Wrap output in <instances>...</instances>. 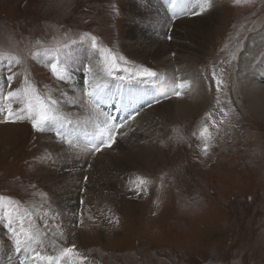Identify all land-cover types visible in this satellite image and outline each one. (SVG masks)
I'll use <instances>...</instances> for the list:
<instances>
[{
	"label": "rangeland",
	"instance_id": "1",
	"mask_svg": "<svg viewBox=\"0 0 264 264\" xmlns=\"http://www.w3.org/2000/svg\"><path fill=\"white\" fill-rule=\"evenodd\" d=\"M144 1L142 4L147 2L146 6L152 5L151 0ZM161 1L155 0L160 11ZM213 4L210 11L214 13L180 19L186 21L185 26L176 21V34L188 30L193 32L199 24L212 28L213 33L194 51L197 56L189 62L193 74L203 84L205 102L202 109L164 119L166 133L154 142L150 158L142 166L119 165L118 162L104 164L108 158H118L119 151L132 144V139L140 140L142 134L148 136L149 130L154 131L139 118L132 122L134 131L129 132L120 145L91 157L96 158L94 162L98 164L97 167L93 165L94 172L98 171L96 168L100 170L97 177L90 178L93 186L98 183V188L92 189L90 183L87 185L85 223L75 229L80 238L74 241L78 250L87 254L86 264H264V119L251 113L248 102L240 94L236 77L239 71L237 62L246 57L248 44V50L256 52L255 42L250 39L254 37L258 41L264 30V0H213ZM258 4H262L259 10L263 17L257 14L256 24H250L247 29L242 24L240 33H234L231 19L242 17L249 8L252 11L250 6ZM130 7H133L130 0H0V50L22 60L21 65L13 68L17 76L11 89L5 91L24 86L26 68L29 82L41 95L61 98L64 89L50 78L42 62L54 61V49L63 50L65 44L78 41L85 33L96 36L100 45L113 53L125 56L131 62L130 67L141 64L157 71L156 62L139 57L128 43L129 26L133 24L135 28L138 23ZM140 19L143 21L141 16ZM155 19L161 24L165 21L163 17L156 16ZM145 21L150 24V20ZM161 26L154 30L160 31ZM243 31L245 38L242 40ZM32 32L33 37L30 36ZM204 33L206 31L200 32L199 36L204 37ZM192 34L196 41L200 39L196 33ZM86 44L87 47L75 50L81 53L75 57L78 67L88 63L90 41ZM221 46L227 55L219 53ZM96 59H99L98 54ZM261 68L262 64L256 70L258 75H262ZM213 71L225 82L221 100L232 101L241 113V120L225 117L219 106H213L214 99L211 103L206 102L205 77H211ZM8 74L3 72L2 76ZM76 75L80 81L82 73ZM174 76L180 75L176 72ZM254 78L261 81L260 76ZM169 85L165 87V92ZM159 92L162 90L159 89ZM69 95L72 93L69 92ZM136 95L138 93L134 92L133 96ZM17 106L13 104V107ZM223 106L227 107L226 104ZM71 107L66 106L65 111L81 121V131H91L90 124L84 119L87 115L85 108L79 105ZM113 113L111 109L110 114ZM209 113L214 121H224L223 125L218 124L219 131L211 127L213 121L207 119ZM206 123L216 137L207 157L200 152L202 141L192 135ZM54 136V133L34 134L26 123L0 125V196L10 198L22 211L31 213L36 227L42 231H46L45 222L55 231V226L70 218V213L65 217L59 213L71 212V208L66 210L65 204L58 202L61 197L57 196L63 185L58 181L53 183L48 177L54 169L50 165L53 158L48 163L47 156L54 147L58 150V141ZM142 144L140 147L144 149L147 143ZM72 152L71 157L77 159L79 155L78 160L83 159V153ZM65 159H59L60 164ZM98 160L106 167L99 165ZM137 175L151 180L149 192L145 197L129 199L127 183ZM114 177H117L115 185L112 183ZM71 183L68 196L74 198L77 208V189L84 185L75 183L72 187ZM45 212L48 213L46 217ZM88 216L94 217V220H89ZM109 216L119 217V224L108 225L106 217ZM52 238L49 233V239ZM0 247L6 248L0 251V264H4L11 249L2 232ZM47 251L50 253L51 249Z\"/></svg>",
	"mask_w": 264,
	"mask_h": 264
},
{
	"label": "snow or ice",
	"instance_id": "2",
	"mask_svg": "<svg viewBox=\"0 0 264 264\" xmlns=\"http://www.w3.org/2000/svg\"><path fill=\"white\" fill-rule=\"evenodd\" d=\"M165 3L170 14V19L165 17L168 31H158L157 37L168 41L174 39L171 33L176 27L177 20L202 16L214 7L213 0H165ZM88 41H90L88 63L78 67L75 62V50L77 47H87ZM53 54L54 61L47 60L42 63L48 69L50 78L58 87L64 89L59 99H53L49 94L41 95L36 86L29 82L26 68L24 86L18 90L5 91L11 89L17 76L13 68L21 65L22 60L19 56H9L7 51L0 50V125L26 123L34 134L54 133L61 145L60 151L83 153V159L70 170L85 173L76 180L78 185L82 183L84 187L77 189V208L71 210L70 218L63 221L62 225L55 226V231L51 230L47 222L44 224L46 231L37 228L31 213L22 211L10 198L0 196V232L7 237L11 249L4 264H17V261L18 264H86L87 254L78 250L74 241L80 238L75 229L81 228L85 223L87 204L85 197L90 182V175L87 173L93 167L89 157L94 158L97 154H103L105 150H112L118 145L120 138L128 137L129 132L134 131L132 122L136 121L145 109L163 111L166 102L185 99L188 95L187 89L190 87L187 79L176 76L168 91L162 93L155 91L157 79L163 80V76L141 64L130 67L131 62L125 56L115 54L109 48L99 45L97 37L89 36L87 33L81 35L78 41L73 40L71 44H65L63 50L54 49ZM97 54L99 59H96ZM172 55L175 56L176 53L173 52ZM3 72L9 74L3 77ZM77 73H82L80 81L77 80ZM205 79L206 102L211 103L214 99L213 106H219V111L225 117L233 114L232 101L221 100L225 88L224 80L215 71L211 77ZM137 89L141 94L133 96ZM69 92L72 93L71 96ZM225 103L227 107L223 106ZM13 104L18 106L13 107ZM77 104L85 108L87 115L84 119L90 124L91 131L82 132L81 121L65 111L66 106ZM109 104L120 113L118 117L103 110V106ZM207 119L213 121L211 127L217 131L218 124L224 123L223 120L214 121L210 113ZM192 135L202 141L200 152L207 157L216 138L208 124H204ZM150 184L151 180L142 175L129 180L127 183L129 199L147 196ZM152 214L155 215V212ZM47 215L45 212L44 216ZM59 215L69 216V212L61 211ZM88 219L94 220V217L88 216ZM106 221L108 225H118L119 217L109 216L106 217ZM49 233L52 239H49ZM70 239L73 242L69 243ZM48 249H51L50 253ZM3 250L0 247V251Z\"/></svg>",
	"mask_w": 264,
	"mask_h": 264
},
{
	"label": "bare ground",
	"instance_id": "3",
	"mask_svg": "<svg viewBox=\"0 0 264 264\" xmlns=\"http://www.w3.org/2000/svg\"><path fill=\"white\" fill-rule=\"evenodd\" d=\"M142 1H144V0H130V6H133V7H130L132 9V10L131 9L130 10L132 13H134V15H136V17L138 19V23H136L135 28H134V26H132L133 24H131V26H129V38L130 39H129L128 43H129L130 47L132 48V51L138 52V56L144 60H147L148 58L150 60L152 59V61L157 63L156 64L157 65V69H156L157 72L163 77L165 75V78L163 80L157 79V83L155 85L156 86L155 91L159 92V89H160V90H162V92H165V87L168 84H171L173 78L175 77L174 75L176 74V72L178 73V75H180L179 77H181L182 79H187L189 81L190 87H189V89H187L188 95L185 97V99L179 100V101L173 100L170 103L166 102L165 106L163 108V111L157 112L155 114V116H154L153 110L146 109L147 111H145L143 114H141V116L137 117L142 122L144 120V122H146V124H148L149 127H152L154 129V131L150 132V130H149L148 136L142 134V136H139L141 138L140 140H138L136 138H135L136 140L132 139L131 140L132 144L130 143L125 148H122V150H121L122 152L119 151V157L118 158H114L113 160L111 158H108V160H106L104 163L105 165L106 164L108 165V162H113V163L118 162L119 165H124V164H126V165L141 164V166L144 165L145 160L150 158L149 153L153 149L154 142L158 138H160L159 136L161 134L166 133L164 131L165 125H166V124H164V121L166 119H168L170 115L173 116L175 114H179L178 116H180V114H182V116H183V114L194 113V112L198 111L200 108L202 109V105H204L203 102H205L204 101L205 100V92L202 89L203 84H201L200 80H198L196 78V75L193 74L194 71L190 67L189 62L191 60L195 59V57L197 55L195 56L193 54L194 51L198 50L205 43V41L207 40V37L212 32V28L210 27V25L205 27L202 24H199L196 26V28H194L193 32H190L188 30L187 32H185L183 34H176V28L177 27H175L171 33L173 35L174 39L171 41V43H169V42H167L166 39H159L156 36L157 30H154V28L162 25L160 28V31H168V29L164 28V26L166 27L165 21H163L162 24L159 22V20H158V22H155L157 20V19H155L156 16H158L160 18H162V17L165 18L164 17L165 14L163 13L162 10L161 11L159 10V7L156 4L155 0H151L152 5L150 4L149 6H146L148 4L147 2L145 4H142ZM128 5H129V3H128ZM145 10H147L149 13L146 12ZM210 12L214 13L213 10ZM147 14H149L151 16H148ZM140 16L142 17L143 21H141ZM149 18H152V19H149ZM145 19L150 20V24L147 21H145ZM209 22L212 23V19H210ZM179 23H181L182 26H185L186 21L185 20H179ZM192 23H193V21H192ZM194 25H196V24H194ZM204 31H206V33H204V37H200L199 36L200 32H204ZM174 32H175V35H174ZM192 33H194V34L196 33L195 35H196V37L199 36L200 41L199 40L196 41V39H193L194 37H192V36H194V35ZM253 35H254V33H253ZM259 36H260L258 39L259 42L254 37L252 39H250L252 42L253 41L255 42L256 52L248 50L249 44H248V47H247V44H245L247 47V55H246V57H244V59L242 58L240 61H238L239 71L237 72V76H238L237 83H238L240 94L248 102V106H249L251 113L254 114L255 116H258V117L260 116L261 118L264 119V50L262 47V45L264 44V30H262V34H260ZM192 40H195V42L192 43ZM183 41H187V42L190 41V43H186ZM192 45H193V47H192ZM195 45H198V46L195 47ZM190 50H192V51L190 52ZM244 50H246V49H244ZM173 52L176 53L175 56H172ZM245 53H246V51H245ZM78 54H81V53L78 50L75 51V57H77ZM169 54H171V56ZM170 57L172 59L171 62H169ZM185 62H186V64H184ZM261 64H262V68L260 69V71H262L261 72L262 75H258L256 70L259 68V66ZM241 65H242V67H241ZM259 76L261 77V78H259L261 81L254 78V77H259ZM148 90L150 91L152 89H148ZM136 93H138V95L141 94L139 89L136 90ZM138 95H136V96H138ZM78 105L79 104H77L75 106H78ZM75 106H72V107H75ZM105 106L108 109H110V107L113 105L109 104V105H105ZM72 107H71V109H72ZM157 107H159V106H157ZM103 108H104V106H103ZM113 108H115V107L113 106ZM200 112H201V110H200ZM118 114L120 115V113H118ZM144 114H145V116H144ZM146 114H150L148 116L149 118L147 117ZM156 117H158L157 120H154ZM162 122H163V125H161ZM5 127H7V126H5ZM142 143H147V146L145 144L146 147L144 149L142 147H140V144H142ZM57 144L58 145H56V147H58V150H56L54 147L53 152L50 151V153L48 154L49 156H47L48 163H49L50 158L51 159L53 158V160L51 161L52 163H50V165H52L53 167H51V168L54 169V170L51 169L52 171L50 173H48V177L53 181V183H56L58 181V184L60 183L61 185H63L62 187H60L59 194L57 192V194L59 195V197L57 196V198L61 197L60 201L58 200V202H60L61 204H65L66 210H68L69 208H71L70 210H75L76 206H75V203L73 200L74 198L72 199V197L68 196L69 195L68 187L70 185V181L72 182L71 183L72 187H74L76 180L78 178L82 177L84 175V173L80 172V171H71L70 170L79 164V160L75 159V157H71L74 153L72 151L68 152L69 155H67V156H65L67 152L62 151V153H60L61 145L59 144V142ZM64 147H67V145H64ZM111 156H112V154H111ZM61 158H66L65 159L66 161L63 160L60 164L59 159H61ZM94 160H96V158L92 159L90 157V162H92L93 165H95V167H97L96 165H98V164H96L94 162ZM127 160H129L130 164L128 163ZM98 161H99V165L102 164V162H100V160H98ZM104 164H102V165H104ZM105 165H104V167H106ZM95 167H93L91 169V170H93V172L90 170L88 171L90 178H92L94 176L97 177L96 174L99 173V171H100L98 168H96V170H98V171L94 172ZM66 170H69V171L65 172ZM60 171H62V172L59 173ZM115 174H116V172H115ZM110 175H113V173ZM114 178L112 179L113 185H115L114 181L117 182V180H116L117 177H114ZM89 183H90L92 189L98 188V186H97L98 183H95V185H94L95 187H94L93 186L94 182L91 179H90ZM4 250H6V248H4Z\"/></svg>",
	"mask_w": 264,
	"mask_h": 264
},
{
	"label": "trees",
	"instance_id": "4",
	"mask_svg": "<svg viewBox=\"0 0 264 264\" xmlns=\"http://www.w3.org/2000/svg\"><path fill=\"white\" fill-rule=\"evenodd\" d=\"M260 5H262V4H260ZM255 9H252V11L249 10V12L244 15V17H239L237 19L233 18V20L235 22L233 25V28H235V30L238 31V33H240V28H241L242 24H243V26H247L249 24L256 22L253 19ZM39 38H41V35H39ZM237 169H239V168H237Z\"/></svg>",
	"mask_w": 264,
	"mask_h": 264
}]
</instances>
